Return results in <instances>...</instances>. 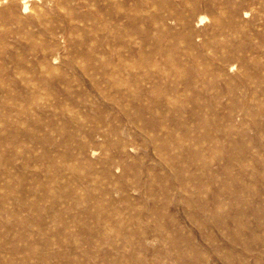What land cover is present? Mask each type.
Wrapping results in <instances>:
<instances>
[{
    "label": "rangeland",
    "instance_id": "obj_1",
    "mask_svg": "<svg viewBox=\"0 0 264 264\" xmlns=\"http://www.w3.org/2000/svg\"><path fill=\"white\" fill-rule=\"evenodd\" d=\"M207 1L209 6H205ZM196 3L194 13L205 17L193 28V38L180 27L142 30L146 40L139 45L141 55H154V49L163 48L162 56L185 66L194 62L203 69L205 82L199 95L204 100L202 115L207 117L198 130L202 137L216 135L217 141H206L198 150L193 139L185 138L175 157L198 158V169L188 178L165 171L166 163L144 136L135 139V151L117 171L115 150L95 144L94 156L83 162L66 161L59 171L56 161L63 160L48 137L65 140L77 126L89 125L82 115L69 116L83 105L76 96L93 91L84 77L75 75L81 71L79 67L61 66L53 73L54 80L70 82L72 91L54 98L55 106L49 108L53 113L37 121V127L25 114V98L51 84L35 78L33 72L25 75L24 63L7 62L2 67L0 61V264H264V151L258 152L252 135L242 138L237 133L242 121L264 124V55H257L264 53V0ZM75 12L67 25L70 39L59 58L75 62L95 59L102 47L96 40L88 43L93 32L84 26L87 18ZM44 13L43 31L17 35L16 40L0 39V60L5 52L17 58L34 47L51 48L52 35L67 30V20L58 18L61 13L55 10ZM5 33L0 25V37ZM7 39L5 47L1 41ZM228 50L238 54L230 83L222 76L214 77L218 55ZM185 66L181 68L184 77L190 76ZM244 72L250 81L246 92L240 90ZM97 102L103 106L102 101ZM213 106L215 122L207 114ZM68 108L73 111L62 112ZM177 108L187 115L185 105ZM89 114L99 116L97 110H89ZM53 124L62 128L55 130ZM208 128L210 132H206ZM63 143L60 151L72 149L73 143ZM45 146L51 149L49 153ZM247 150L254 154L249 157ZM46 162L57 166L45 168ZM63 172L69 179L87 174L90 180L79 187L60 179ZM49 179L54 185L60 183L61 189L54 194L43 191ZM236 187L245 192L242 202L232 200ZM74 190L82 202L70 208L77 215L69 218V209L60 203ZM222 212L231 219L242 218L241 214L245 219L237 221L238 225L231 221V228L223 227L219 222ZM247 230L253 231L247 234Z\"/></svg>",
    "mask_w": 264,
    "mask_h": 264
},
{
    "label": "bare ground",
    "instance_id": "obj_2",
    "mask_svg": "<svg viewBox=\"0 0 264 264\" xmlns=\"http://www.w3.org/2000/svg\"><path fill=\"white\" fill-rule=\"evenodd\" d=\"M197 1L199 0H0V5L5 3V6L0 7V25L7 32L0 39L8 37L16 40L17 35H33L43 31L44 19L41 17L47 10H55L61 13L58 18L67 20L65 27L67 30L54 32L53 43L49 50L46 51L44 48L36 50L34 47L33 51L17 58L5 52L0 60L2 67H5L7 62L24 63L25 75L29 71L33 72L35 78L47 79L51 84L39 87L27 100L25 98V114L30 116L35 126L40 127L37 121L44 115L53 113L49 112V108L51 105L55 106L53 101L55 97L72 91L70 82L62 79L54 80L53 73L61 66L79 67L81 71L75 75L84 77L89 90L93 91L92 94L80 92L76 96L75 99H80L83 105L69 116L73 119L82 115L89 119V125L77 126L67 134L65 140L57 136L48 137L56 146L53 151L63 160L56 161L59 171L66 161L76 159L83 162L85 158L94 156L98 146L115 150V171H117L118 167L131 156V152L135 151L134 147L137 145L135 139L144 136L154 144L161 159L166 163L165 171L183 175L185 178L195 173L198 169V158L191 160L184 156H175L182 149L185 138L193 139L198 150L205 147L206 141L211 140L213 143L217 141L216 135L204 133L206 135L202 137L200 134L207 117V115L203 116L204 110L200 107L204 102L203 98H200L205 82L202 78L203 69L194 62L190 63V66H185L181 61L162 56L165 53L163 48L154 49V55H141L143 50L139 45L146 40L140 34L142 30L180 27L189 30V35L193 38V28L205 17L194 13ZM205 6H209L208 1ZM75 11L81 18H87L84 26L93 32L88 37V43L96 40L102 47L101 53L95 59L75 62L59 58L62 46L66 48L70 39L71 31L67 25L70 26L69 19L73 17ZM55 36H57L56 40ZM8 42L9 39L1 41L5 47H8ZM207 42H212V39ZM156 54L162 57H157ZM257 55L263 56L264 53ZM237 57L238 54L230 50L219 54L214 77L222 76L230 83V72L235 68ZM183 66L187 67L190 76L184 77L186 74L181 70ZM248 76L246 72L242 73L240 90L243 92H246L250 86ZM167 78H174V81L169 82ZM26 88L28 84H25ZM97 99L102 101L103 106L97 102ZM181 105L187 107L186 116L181 115L177 108ZM89 110H97L99 116L91 117ZM69 111L73 109H64L62 112L66 114ZM207 114L211 119L207 118L209 121H216L214 106ZM112 123L114 126L109 129ZM244 124L247 125L245 129L241 127ZM51 127L55 130L62 128L57 124ZM206 130L210 132L211 128ZM237 133L242 138H251L252 135L258 152L264 151V124L242 121ZM65 141L66 143H63ZM61 143H73V147L60 151ZM40 149H42L41 145ZM50 151L51 149L45 146V152ZM191 151L193 148L189 149V152ZM246 154L250 157L254 154V150H247ZM57 164L46 162L44 167L57 166ZM262 164L264 165V159ZM60 179L71 180L77 186L85 187L90 177L84 174L69 179L63 172L60 174ZM59 184L58 181L54 185L49 179L44 183L43 191L54 194L56 190L61 189ZM180 184L181 182H176V185ZM195 186L200 188L198 182H195ZM113 192L118 193L115 189ZM31 195L33 196L34 193ZM232 197L233 201L242 202L245 199V192L242 188L236 187ZM217 199L218 195L214 198V203ZM81 200L82 196L75 190L65 196L60 206L64 205L69 209L66 217L74 218L77 215V211H72L70 208L82 202ZM201 210L205 211L206 208L202 207ZM261 212L262 210L256 211L257 214ZM250 214L253 218L257 217L255 213ZM222 216L223 219L219 222L223 227L228 228H231V221L238 225V222H243L245 219L242 214L243 219H231L224 212ZM252 231L247 230V234H251Z\"/></svg>",
    "mask_w": 264,
    "mask_h": 264
}]
</instances>
